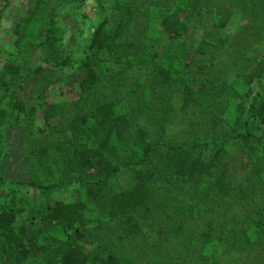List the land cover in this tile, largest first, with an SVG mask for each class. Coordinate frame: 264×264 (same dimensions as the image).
Wrapping results in <instances>:
<instances>
[{
	"label": "trees",
	"instance_id": "16d2710c",
	"mask_svg": "<svg viewBox=\"0 0 264 264\" xmlns=\"http://www.w3.org/2000/svg\"><path fill=\"white\" fill-rule=\"evenodd\" d=\"M85 1L60 0L56 8L77 20L75 35L47 23L44 0H26L27 10L0 61V135L13 118V126L23 128V145L32 157L27 182L3 177L0 157V264H143L139 257H124L99 233L120 231L124 239H133L144 232L141 220L152 210L155 181L154 171L142 163L154 153L167 182L205 189L198 198L204 202L213 198V204L235 207L237 201L231 218L219 220L229 234L222 232L223 243L209 239L202 257L227 246L234 262L248 256V264H259L264 258V18L246 19V29L242 25L230 37L235 0H112L109 6L96 0L94 24L86 27ZM162 35L170 40L164 45ZM143 38L149 39L147 45ZM192 45L195 54L188 59L186 48ZM63 68L71 69L74 84L79 75L75 98L64 100V113L60 103L45 102L48 89L42 83L52 75L49 71ZM142 68L148 72L147 85L141 81ZM65 80L56 87L60 94ZM27 83L30 91L22 98ZM125 95L142 100L146 112L162 102L156 129L138 123L124 104ZM176 97L178 109L200 122L195 131L206 126L213 132L224 125L241 145L254 144L250 159L257 165L227 163L223 144L207 137L158 152ZM153 134L158 142H152ZM248 167L246 183L235 181ZM44 174L49 185L33 180ZM201 208L195 205L191 212ZM193 243L186 247L180 241L176 249L183 255Z\"/></svg>",
	"mask_w": 264,
	"mask_h": 264
},
{
	"label": "rangeland",
	"instance_id": "374dc122",
	"mask_svg": "<svg viewBox=\"0 0 264 264\" xmlns=\"http://www.w3.org/2000/svg\"><path fill=\"white\" fill-rule=\"evenodd\" d=\"M59 1L60 0H56V2L55 0H44L43 4H41V11L44 10V18L50 17L47 23L52 24L53 22H56L58 25L63 26L67 32H74L75 35H78L76 31L77 29L75 27L77 20H68L67 18L70 17L68 13L65 12V9H56L60 8L58 7ZM103 1H105V4L108 6L112 2V0ZM4 3H7L6 7H4ZM96 5V0H86L84 3L83 9L89 18V22L85 21L86 27L94 24L93 16L97 14ZM177 6H179V4H177ZM232 9H234L236 20H233L234 22L227 30L230 37H233L237 33L236 31H238L242 25L246 29V25L244 23L246 19L260 21L264 18V0H235V3L232 4ZM0 10H2V14L0 15L1 61V59L3 60L7 49L10 46V42L14 38L12 35V29L15 23L27 10L26 0H0ZM252 15L254 16L252 17ZM66 23L68 29H66ZM134 24L137 26L136 23ZM135 28L136 27H134V29ZM140 30L141 29H138L139 32ZM134 31L136 32V35H134L132 32L131 36L133 40H136L137 31ZM192 31L194 30L192 29ZM141 35H143L142 32L138 34V38H140ZM197 35L200 34L197 33ZM67 36H69V34H67ZM76 41L80 40L76 39ZM143 41L144 42H142V44H145V42H148L149 39L143 38ZM160 41L164 45L170 40H168L165 35H162ZM173 44L178 45L179 43L174 42ZM186 52L190 54V56L187 58L192 59L193 55L195 54V47L193 45L187 46ZM70 70L71 69L63 68L56 71H49L52 72V75L47 79L44 78L42 80V83L45 84L48 89L45 102H48L49 104L60 103V110L62 113L67 112V105H65V101L73 100L77 91L75 85L78 81L77 78H79V75L75 76L76 82L74 84ZM140 75L142 77L141 81H144L143 84L147 85L145 81H148V72L142 68ZM64 79H66L63 85L65 90L60 94L58 93L56 87L60 86ZM30 87L31 84L27 83L22 98H26L25 95L30 91ZM148 88L151 89L149 86ZM124 98V104L127 106L129 112L134 111L136 113L137 118L139 119L138 123H148V125L151 124L152 130L158 127L160 118L163 115V111L161 112V101L158 100L157 103H153L152 106L154 109L148 110V112H146V107H142L140 105L142 100L139 102L137 100L133 102L126 95ZM62 101L63 103H61ZM179 102L180 98L176 97L175 101L172 103L174 110L168 115L170 117L167 118V132L164 136V140L159 142V148L157 147L158 152H163L166 146H175L176 143L180 146H186L191 144L195 138L201 139L203 137H207L208 141H217L218 143L223 144L228 156V158L225 159L227 163L230 162V164L232 163L233 166L242 164V167L245 164H248L251 167L257 165L253 157L252 160L250 159V153L254 152V144H250L248 147L241 145L238 140L235 139V133L231 131L233 129L229 130L224 125H221L222 127L217 129L212 128L213 132L208 131L206 126L198 131H195L198 128L200 122L193 123L192 120L189 119V116L182 113L181 110L178 109V104H180ZM139 109L141 110L140 114ZM157 109L158 111H156ZM151 111L153 112L151 114L153 118L147 120ZM12 120L11 118L8 119L1 129L3 131V134L0 135V157L2 158L1 175L7 180L27 182L30 180L29 178L32 157L27 151H25L23 145L25 134L23 132L22 126H13L15 123ZM134 122L137 123L135 120ZM226 131H231V133H227ZM157 138L158 137L153 134L152 142H158ZM209 151H213V147L209 146ZM158 156L159 155L156 156V153H154L152 156L145 158L143 160L144 162L142 163L147 167V169L154 171L155 181L153 190V196L155 197V200L152 201V210L143 221L141 220L144 232L133 239H124L125 237L120 231L104 232L102 236L99 233V236L103 238L102 241H106L107 243L114 245L115 248L126 258L137 259L139 257L141 259L140 262H143V264H173V262H165L167 259H176V264H240V262L243 261L244 262L242 264H248V261H250L248 256L243 258L241 261L239 260L234 262L232 260V256H230L227 250V246H224V249L222 247V250H215L214 254L210 258L202 257L201 255L203 248L208 244L209 239L217 240L219 237H221L222 232L223 237L229 234L230 229H223V225L219 226V220H222L223 218H231V214L237 207V201H235V207L233 205L227 206L222 203L223 201H220L218 205L226 207L219 208L217 203H211L213 198L206 202H204V200L198 199L199 197L203 196L205 189L198 190L193 186L183 185L176 180L167 182L166 174L162 172L163 166L161 165ZM250 168L248 167L246 170L241 169V171L236 174L235 181L245 184L247 181L245 173H248ZM46 178L47 175L44 174L36 177L35 179L33 178V180H35L36 183L44 182L43 186H45L49 185L50 183L45 182L48 180ZM260 182V187H264V180L261 179ZM195 193L198 194L196 196L197 198H194L193 196ZM61 195L62 193L59 192V196ZM195 205H199L203 208H201L199 212H191V210L195 208ZM260 206L262 207V213H264V205L262 202H260ZM184 220H187L186 223ZM184 224L185 227L187 224H189L191 228L185 229V232L175 233L176 230L181 226L184 227ZM209 227L212 229V231L208 230ZM188 235H190L189 239H186ZM201 235L203 237H201ZM198 236H200L202 239H199ZM219 239L220 243H223V240L221 238ZM180 241L186 244V247L194 242L193 248L187 253L181 255L180 250L176 249V246L178 247L177 244ZM155 246H159L161 249L158 251ZM173 252L175 254L178 253L179 255L174 256ZM145 254L150 256H146ZM257 254H259V252H257ZM183 260L185 262H183ZM245 260H247V262ZM252 260V262H254L255 257ZM258 263L264 264V258L259 260Z\"/></svg>",
	"mask_w": 264,
	"mask_h": 264
}]
</instances>
